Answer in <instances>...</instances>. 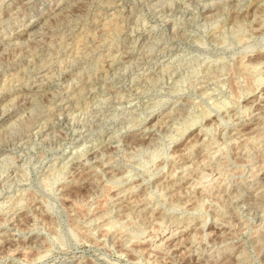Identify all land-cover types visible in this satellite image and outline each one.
Returning <instances> with one entry per match:
<instances>
[{
  "label": "rangeland",
  "instance_id": "obj_1",
  "mask_svg": "<svg viewBox=\"0 0 264 264\" xmlns=\"http://www.w3.org/2000/svg\"><path fill=\"white\" fill-rule=\"evenodd\" d=\"M178 1L0 0V264H264V0Z\"/></svg>",
  "mask_w": 264,
  "mask_h": 264
},
{
  "label": "bare ground",
  "instance_id": "obj_2",
  "mask_svg": "<svg viewBox=\"0 0 264 264\" xmlns=\"http://www.w3.org/2000/svg\"><path fill=\"white\" fill-rule=\"evenodd\" d=\"M28 1V0H27ZM178 1V0H177ZM215 1V0H214ZM253 1V0H252ZM179 2V1H178ZM210 2H212V1H210ZM118 3V2H117ZM149 3V2H148ZM203 3V2H202ZM208 4H209V1L207 2ZM215 3V2H214ZM219 3V2H218ZM122 4V3H121ZM178 4V3H177ZM230 4V3H229ZM228 4V5H229ZM239 4V3H238ZM21 5V4H20ZM207 5V4H206ZM213 5V4H212ZM226 5V4H225ZM240 5V4H239ZM184 6V5H183ZM189 6V5H188ZM237 6V5H236ZM185 7V6H184ZM164 8V7H163ZM175 8V7H174ZM261 8V7H260ZM264 8V7H263ZM16 9V8H15ZM187 9V8H186ZM238 9V8H237ZM111 11V10H110ZM109 11V12H110ZM129 11V10H128ZM219 11V10H218ZM223 11V10H222ZM233 11V10H232ZM246 11V10H245ZM264 11V10H263ZM115 12V11H114ZM227 12V11H226ZM15 13V12H14ZM116 13V12H115ZM212 13H214V12H212ZM243 13V12H242ZM55 14V13H54ZM153 14V13H152ZM167 14V13H166ZM223 14V13H222ZM226 15V14H225ZM157 16V15H156ZM155 16V17H156ZM202 16V15H201ZM114 17V16H113ZM158 19V18H157ZM204 19V18H203ZM222 19V18H221ZM106 20H108V19H106ZM177 20V19H176ZM241 20V19H240ZM175 21V20H174ZM234 23V22H233ZM177 25V24H176ZM181 25H183V24H181ZM102 26V25H101ZM110 26H112V25H110ZM149 27V26H148ZM64 30V29H63ZM112 30V29H111ZM111 30H110V32H111ZM119 30V29H118ZM173 30V29H172ZM61 31V30H60ZM100 31V30H99ZM103 31V30H102ZM105 31V30H104ZM63 32V31H62ZM173 32V31H172ZM9 33V32H8ZM60 33V32H59ZM69 33V32H68ZM174 33V32H173ZM174 35V34H173ZM177 35V34H176ZM183 35V34H182ZM66 36V35H65ZM80 36V35H79ZM175 36V35H174ZM75 37V36H74ZM63 38V37H62ZM61 38V39H62ZM102 38V37H101ZM100 38V39H101ZM104 38V37H103ZM170 38V37H169ZM65 39V38H64ZM136 39V38H135ZM163 39V38H162ZM90 40V39H89ZM141 41V40H140ZM15 42H17V41H15ZM153 42V41H152ZM156 42V41H155ZM14 43V42H13ZM21 43V42H20ZM73 43V42H72ZM84 43V42H83ZM120 44H122V43H120ZM158 44V43H157ZM141 45V44H140ZM13 46V45H12ZM15 46V45H14ZM28 46V45H27ZM79 46V45H78ZM77 46V47H78ZM165 46V45H164ZM85 47V46H84ZM138 47V46H137ZM74 48V47H73ZM159 48V47H158ZM50 49V48H49ZM84 49V48H83ZM100 49V48H99ZM120 49V48H119ZM25 50V49H24ZM81 50H82V48H81ZM27 51V50H26ZM75 51V50H74ZM79 51V50H78ZM128 51V50H127ZM130 51V50H129ZM31 52V51H30ZM62 52V51H61ZM88 52V51H87ZM108 52V51H107ZM57 53V52H56ZM67 53V52H66ZM77 53V52H76ZM261 53V52H260ZM264 53V52H263ZM12 54H13V52H12ZM31 54V53H30ZM29 54V55H30ZM54 54H55V52H54ZM60 54V53H59ZM160 54V53H159ZM78 55V54H77ZM100 55V54H99ZM115 55V54H114ZM136 56V55H135ZM3 57V56H2ZM71 57V56H70ZM47 58V57H46ZM73 58V57H72ZM79 58V57H78ZM150 58V57H149ZM162 58H164V57H162ZM102 59V58H101ZM13 60V59H12ZM42 60V59H41ZM82 60V59H81ZM105 60V59H104ZM114 60V59H113ZM149 60V59H148ZM162 60V59H161ZM70 61V60H69ZM154 61V60H153ZM22 62V61H21ZM25 62V61H24ZM40 62V61H39ZM61 62V61H60ZM72 62V61H71ZM76 62V61H75ZM96 62V61H95ZM70 63V62H69ZM94 63V62H93ZM98 63V62H97ZM50 64V63H49ZM88 64V63H87ZM100 64V63H99ZM161 64V63H160ZM55 65V64H54ZM71 65V64H70ZM96 65V64H95ZM103 65V64H102ZM34 66V65H33ZM56 66V65H55ZM119 66V65H118ZM96 67V66H95ZM122 67V66H121ZM125 67V66H124ZM141 67V66H140ZM73 68V67H72ZM99 68V67H98ZM118 68V67H117ZM141 68H143V67H141ZM27 69V68H26ZM77 69V68H76ZM87 69V68H86ZM89 69V68H88ZM140 69V68H139ZM99 70V69H98ZM105 70V69H104ZM125 70V69H124ZM80 71H81V69H80ZM102 71V70H101ZM32 72V71H31ZM37 72V71H36ZM77 72V71H76ZM75 72V73H76ZM100 72V71H99ZM125 72V71H124ZM9 73V72H8ZM82 73H83V70H82ZM89 74V73H88ZM115 74V73H114ZM24 75H26L25 73H24ZM48 75V74H47ZM71 75V74H70ZM86 75V74H85ZM22 76V75H21ZM96 76V75H95ZM12 77V76H11ZM74 77V76H73ZM127 77V76H126ZM35 78V77H34ZM122 78V77H121ZM105 79H107V78H105ZM71 80V79H70ZM76 80V79H75ZM85 80V79H84ZM9 81V80H8ZM38 81V80H37ZM61 81V80H60ZM68 81V80H67ZM72 81V80H71ZM94 81V80H93ZM17 82V81H16ZM82 82V81H81ZM69 83V82H68ZM64 84V83H63ZM66 84V83H65ZM83 84V83H82ZM103 85V84H102ZM68 86V85H67ZM114 86V85H113ZM85 87V86H84ZM80 88V87H79ZM103 88V87H102ZM104 89V88H103ZM37 90V89H36ZM75 90V89H74ZM109 90V89H108ZM0 92H2V91H0ZM55 92V91H54ZM25 93V92H24ZM111 93V92H110ZM109 93V94H110ZM29 94V93H28ZM75 94V93H74ZM76 94H77V91H76ZM31 95V94H30ZM92 95V94H91ZM26 96V95H25ZM34 96V95H33ZM72 96V95H71ZM97 96V95H96ZM108 98V97H107ZM20 99H21V97H20ZM120 99V98H119ZM47 100V99H46ZM110 100V99H109ZM116 100V99H115ZM57 101H59V100H57ZM133 101V100H132ZM49 102V101H48ZM79 102V101H78ZM61 103V102H60ZM127 103V102H126ZM32 104V103H31ZM129 104V103H128ZM47 105V104H46ZM66 105V104H65ZM83 105V104H82ZM125 105V104H124ZM3 106V105H2ZM1 106V107H2ZM84 106V105H83ZM105 106V105H104ZM108 106V105H107ZM119 106V105H118ZM122 106V105H121ZM110 107V106H109ZM49 108V107H48ZM51 108V107H50ZM258 108V107H257ZM82 109V108H81ZM109 109V108H108ZM62 110V109H61ZM85 110V109H84ZM106 110V109H105ZM133 110V109H132ZM53 111V110H52ZM55 111V110H54ZM86 111V110H85ZM122 111V110H121ZM45 112V111H44ZM57 112V111H56ZM81 112V111H80ZM115 112V111H114ZM130 112H131V109H130ZM78 113V112H77ZM109 113V112H108ZM53 114V113H52ZM76 114V113H75ZM89 114V113H88ZM74 115V114H73ZM83 115V114H82ZM85 115H87V114H85ZM106 115H108V114H106ZM60 116V115H59ZM80 116V115H79ZM85 117V116H84ZM102 118V117H101ZM78 121V120H77ZM99 122V121H98ZM144 122V121H143ZM56 123V122H55ZM74 123V122H73ZM93 123V122H92ZM31 124V123H30ZM99 124V123H98ZM89 127V126H88ZM91 127V126H90ZM98 127V126H97ZM150 128V127H149ZM148 128V129H149ZM90 129V128H89ZM79 130V129H78ZM85 130V129H84ZM142 130V129H141ZM87 131V130H86ZM89 131V130H88ZM103 131V130H102ZM30 132V131H29ZM33 132V131H32ZM149 133V132H148ZM35 134V133H34ZM94 134V133H93ZM42 136V135H41ZM46 136V135H45ZM91 146V145H90ZM256 157V156H255ZM243 158V157H242ZM253 160V159H252ZM254 161V160H253ZM244 162H245V160H244ZM107 166V165H106ZM109 167V166H108ZM245 167V166H244ZM256 168V167H255ZM249 170H250V168H249ZM76 171H78V170H76ZM259 172V171H258ZM110 173V172H109ZM255 174H257V173H255ZM253 176V175H252ZM255 177H256V175H255ZM252 178V177H251ZM182 182V181H181ZM252 190V189H251ZM258 191V190H257ZM256 191V192H257ZM262 191V190H261ZM259 192V191H258ZM260 194H261V192H260ZM253 195V194H252ZM256 201H257V199H256ZM255 201V202H256ZM115 203V202H114ZM254 204V203H253ZM127 207V206H126ZM133 207H134V205H133ZM119 208V207H118ZM121 208H122V206H121ZM231 259V258H230ZM223 261H225V260H223ZM213 263H215V261L213 262ZM221 263V262H220Z\"/></svg>",
  "mask_w": 264,
  "mask_h": 264
}]
</instances>
